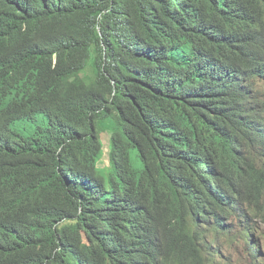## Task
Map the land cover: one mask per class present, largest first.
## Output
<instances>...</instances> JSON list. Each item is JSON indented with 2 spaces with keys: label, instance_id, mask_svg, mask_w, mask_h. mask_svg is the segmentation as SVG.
Instances as JSON below:
<instances>
[{
  "label": "trees",
  "instance_id": "16d2710c",
  "mask_svg": "<svg viewBox=\"0 0 264 264\" xmlns=\"http://www.w3.org/2000/svg\"><path fill=\"white\" fill-rule=\"evenodd\" d=\"M258 220L264 0H0V264H264Z\"/></svg>",
  "mask_w": 264,
  "mask_h": 264
},
{
  "label": "rangeland",
  "instance_id": "374dc122",
  "mask_svg": "<svg viewBox=\"0 0 264 264\" xmlns=\"http://www.w3.org/2000/svg\"><path fill=\"white\" fill-rule=\"evenodd\" d=\"M49 119L44 113H38L35 119H22L17 120L12 123L11 128L18 132L19 134L25 136H32L37 134V129L41 126H48ZM110 132L106 131L102 133V141L104 143V155L100 166H108V142L110 138ZM133 162L136 166H139V160L134 156L133 153ZM257 232H263L264 234V221L258 220ZM230 227H226L224 232L220 234H215L213 236V245L216 249H219L218 262L216 264H249L250 259L247 255V252L244 249L245 240L244 234L241 226L236 223L231 227V232H228ZM262 245L264 244V235L261 238ZM264 251V247L262 248ZM264 262V259H263Z\"/></svg>",
  "mask_w": 264,
  "mask_h": 264
},
{
  "label": "clouds",
  "instance_id": "9594fccd",
  "mask_svg": "<svg viewBox=\"0 0 264 264\" xmlns=\"http://www.w3.org/2000/svg\"><path fill=\"white\" fill-rule=\"evenodd\" d=\"M221 232H224V228H220V230L218 231V232H214V233H212L211 235H210V240H211V242L213 241V236L215 235V234H220Z\"/></svg>",
  "mask_w": 264,
  "mask_h": 264
},
{
  "label": "bare ground",
  "instance_id": "6f19581e",
  "mask_svg": "<svg viewBox=\"0 0 264 264\" xmlns=\"http://www.w3.org/2000/svg\"><path fill=\"white\" fill-rule=\"evenodd\" d=\"M230 146V145H229Z\"/></svg>",
  "mask_w": 264,
  "mask_h": 264
}]
</instances>
